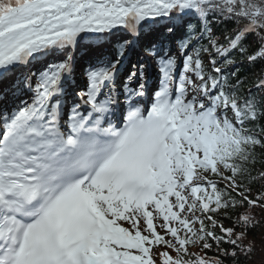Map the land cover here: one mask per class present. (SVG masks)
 Segmentation results:
<instances>
[{"label": "snow or ice", "instance_id": "6c2138e0", "mask_svg": "<svg viewBox=\"0 0 264 264\" xmlns=\"http://www.w3.org/2000/svg\"><path fill=\"white\" fill-rule=\"evenodd\" d=\"M245 61L264 0H0V264H264Z\"/></svg>", "mask_w": 264, "mask_h": 264}, {"label": "trees", "instance_id": "16d2710c", "mask_svg": "<svg viewBox=\"0 0 264 264\" xmlns=\"http://www.w3.org/2000/svg\"><path fill=\"white\" fill-rule=\"evenodd\" d=\"M224 27H226L228 29H231L232 27H234V25L226 24V25H224ZM262 65H264V61L258 62L255 66H249V64L246 63L245 65H243L240 68V71H239L238 75L247 78V83L244 86L245 90H247L248 88H250L254 84V80L256 78V74L259 72V70L262 67ZM260 167L261 166L258 164L257 168H260ZM257 187L258 186H256V185L253 186V193H252L253 196H255L257 194L256 193V188ZM240 211H243V209H240ZM253 211H254L255 214L264 215V214L259 213V209H255ZM259 215L257 216V218H259ZM223 223H224L225 227H230L231 226V222L228 221V220H224ZM263 227H264V223H262L261 226H260V229H259L260 232H262V228ZM254 238L255 239L258 238V234L257 233H251L249 235V239H254ZM224 247H228V245H224ZM190 250L191 251H198L195 248H192ZM200 254L204 255V253H202V252ZM207 254H208V256L216 255L215 246L213 247L212 250H209ZM252 263H253V261H248V264H252ZM226 264H230V262L226 261Z\"/></svg>", "mask_w": 264, "mask_h": 264}, {"label": "rangeland", "instance_id": "374dc122", "mask_svg": "<svg viewBox=\"0 0 264 264\" xmlns=\"http://www.w3.org/2000/svg\"><path fill=\"white\" fill-rule=\"evenodd\" d=\"M159 230V229H158ZM252 264H255V261L253 260V263Z\"/></svg>", "mask_w": 264, "mask_h": 264}, {"label": "bare ground", "instance_id": "6f19581e", "mask_svg": "<svg viewBox=\"0 0 264 264\" xmlns=\"http://www.w3.org/2000/svg\"><path fill=\"white\" fill-rule=\"evenodd\" d=\"M10 98H13V97H10ZM9 101H7V103H8ZM7 107H9V106H7Z\"/></svg>", "mask_w": 264, "mask_h": 264}]
</instances>
